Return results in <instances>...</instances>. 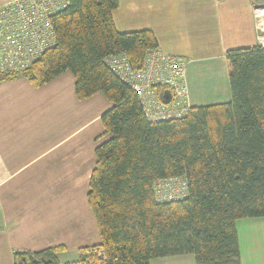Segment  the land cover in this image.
Masks as SVG:
<instances>
[{
    "label": "trees",
    "instance_id": "16d2710c",
    "mask_svg": "<svg viewBox=\"0 0 264 264\" xmlns=\"http://www.w3.org/2000/svg\"><path fill=\"white\" fill-rule=\"evenodd\" d=\"M118 0H67L51 23L55 44L23 77L42 86L66 71L82 100L102 93L111 106L101 115L109 138L95 148L88 204L101 243L81 249L76 263L150 264L192 254L195 264H241L236 221L264 217V45L225 53L231 100L190 107L178 119L149 122L138 96L105 65L124 52L139 68L158 47L149 29L118 32ZM181 177L186 195L157 201L154 185ZM60 247L16 251L13 264H60Z\"/></svg>",
    "mask_w": 264,
    "mask_h": 264
},
{
    "label": "crops",
    "instance_id": "0c3cea01",
    "mask_svg": "<svg viewBox=\"0 0 264 264\" xmlns=\"http://www.w3.org/2000/svg\"><path fill=\"white\" fill-rule=\"evenodd\" d=\"M111 15L118 32L149 29L158 48L187 61L190 107L229 102L226 51L264 39V0H118ZM110 106L102 93L77 99L70 71L39 87L0 81V264H13L16 251L55 247L60 264H73L101 243L87 194ZM237 236L241 264H264V246L244 253ZM150 264L195 261L184 254Z\"/></svg>",
    "mask_w": 264,
    "mask_h": 264
},
{
    "label": "built area",
    "instance_id": "2783aa9c",
    "mask_svg": "<svg viewBox=\"0 0 264 264\" xmlns=\"http://www.w3.org/2000/svg\"><path fill=\"white\" fill-rule=\"evenodd\" d=\"M67 4V0H9L0 3V76L27 69L52 47L56 35L51 18ZM263 37L258 43L263 44ZM105 65L133 90L149 122L178 119L190 109L186 84L187 61L167 54L160 48L148 49L139 68L130 64L127 55H108ZM165 92L169 101L163 102ZM157 201L181 199L186 195V183L181 177L160 180L154 185ZM105 260L98 248L95 258L86 264H101Z\"/></svg>",
    "mask_w": 264,
    "mask_h": 264
},
{
    "label": "rangeland",
    "instance_id": "374dc122",
    "mask_svg": "<svg viewBox=\"0 0 264 264\" xmlns=\"http://www.w3.org/2000/svg\"><path fill=\"white\" fill-rule=\"evenodd\" d=\"M254 219L256 218H246L236 222L241 251L244 253L247 252V249L249 252L250 247L255 245L264 246V223L257 224Z\"/></svg>",
    "mask_w": 264,
    "mask_h": 264
},
{
    "label": "water",
    "instance_id": "95a60500",
    "mask_svg": "<svg viewBox=\"0 0 264 264\" xmlns=\"http://www.w3.org/2000/svg\"><path fill=\"white\" fill-rule=\"evenodd\" d=\"M170 94L168 92H165L163 95V102L167 103L169 101Z\"/></svg>",
    "mask_w": 264,
    "mask_h": 264
}]
</instances>
